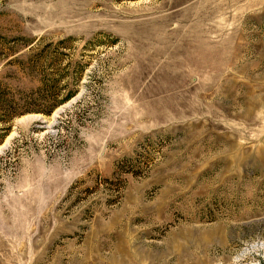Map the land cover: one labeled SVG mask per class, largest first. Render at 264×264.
<instances>
[{"label": "rangeland", "instance_id": "1", "mask_svg": "<svg viewBox=\"0 0 264 264\" xmlns=\"http://www.w3.org/2000/svg\"><path fill=\"white\" fill-rule=\"evenodd\" d=\"M0 80V264H264V0H0Z\"/></svg>", "mask_w": 264, "mask_h": 264}, {"label": "trees", "instance_id": "2", "mask_svg": "<svg viewBox=\"0 0 264 264\" xmlns=\"http://www.w3.org/2000/svg\"><path fill=\"white\" fill-rule=\"evenodd\" d=\"M29 111L44 110L40 107L32 108L26 105L23 98L17 97V94L10 85L0 80V121L8 122L16 116ZM49 112L47 111V113Z\"/></svg>", "mask_w": 264, "mask_h": 264}]
</instances>
